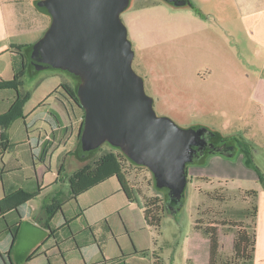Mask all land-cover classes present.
I'll list each match as a JSON object with an SVG mask.
<instances>
[{"label":"rangeland","instance_id":"rangeland-1","mask_svg":"<svg viewBox=\"0 0 264 264\" xmlns=\"http://www.w3.org/2000/svg\"><path fill=\"white\" fill-rule=\"evenodd\" d=\"M191 1L200 14L191 7H175L163 0H131L121 18L135 52L133 68L143 78L158 116L171 118L183 128L201 126L225 136L243 137L253 146L254 161L264 172V108L260 93L252 92L264 69V48L252 40L251 32L243 31L241 47L231 53L225 49L220 52L216 66L222 98L214 99L208 81H201L198 74H210L213 69L210 57L214 51L208 41L211 31L226 37L222 29L224 21L219 27L213 18L223 15L225 4L214 0ZM232 11L235 9L231 8ZM198 15L205 17V25L199 22ZM234 24L232 33L239 25L237 21ZM246 74L250 76L248 83L240 87V79L245 81ZM33 75H26L22 81L21 105L26 111L38 108L61 85L77 84V79L66 71L44 70ZM110 151L116 152L104 144L87 162L75 155L76 160L70 167L92 164ZM240 152L237 147L234 157L212 155L203 163L191 165L185 205L176 215H161L160 232L149 225L144 214L147 202L159 199L161 205L163 201L152 173L124 161V176L134 195L133 202L117 178L101 184L98 189L109 187V191L102 192L105 197L74 221V226L80 224L84 228L81 239L85 238L86 243L78 249L70 241L66 259L58 254L53 264H94L104 260L108 264H192L190 257L195 264H205L208 253L203 232L208 225L224 220L252 223L245 218L253 201L247 197L250 190L258 192L256 239L261 254L264 251V186ZM57 159L58 156L55 168ZM76 203L78 199L72 205L76 207ZM222 231L235 233L229 227H222ZM232 256L230 250L221 254L223 259Z\"/></svg>","mask_w":264,"mask_h":264},{"label":"crops","instance_id":"crops-1","mask_svg":"<svg viewBox=\"0 0 264 264\" xmlns=\"http://www.w3.org/2000/svg\"><path fill=\"white\" fill-rule=\"evenodd\" d=\"M38 1L0 0V84L14 79L12 51L24 52L42 38L50 25L49 17L38 11ZM214 1L225 4L223 15L213 18L219 27L224 21L221 28L226 31V37L211 31L208 41L214 51V56L210 57L213 69L210 74L199 73L198 78L208 81L217 100L222 98L216 66L219 64L216 62L220 61L217 57L221 58L220 52L225 49L231 53L241 47L243 31L251 32L252 40L264 48V0ZM231 8L235 12H230ZM198 16H201L199 22L205 25V17ZM234 21L239 25L232 33ZM249 78L246 74L245 81L240 79V87L246 85ZM252 92L260 93V104L264 108V69ZM54 93L38 108L26 111L18 105L19 99L22 101L23 98L22 86L19 91L0 87V117H3L0 118V264H53L58 254L66 259L70 241L81 249L80 244L86 243L85 238L81 239L84 228L80 224L74 226V221L81 219L85 211L105 197L102 192L109 191V187L98 189L99 186L116 178H108L81 193L77 197V206L72 205L75 200L72 198L70 177L85 167H70L71 162L76 160L74 156L77 155L81 121L70 119L66 107ZM52 99L54 103H50ZM12 109H15L16 118L6 128L5 124L9 121L6 115ZM51 109L62 118L63 125L59 128L50 125L52 117L47 113ZM48 141L54 142V145L45 162H42L43 146ZM56 156L59 157L57 168L54 167ZM37 190L38 196L26 201L23 192ZM89 193L92 195L89 196ZM255 247L254 264H264V251L259 254L257 239Z\"/></svg>","mask_w":264,"mask_h":264},{"label":"water","instance_id":"water-1","mask_svg":"<svg viewBox=\"0 0 264 264\" xmlns=\"http://www.w3.org/2000/svg\"><path fill=\"white\" fill-rule=\"evenodd\" d=\"M163 1L193 7L191 0ZM130 3L39 0L36 7L50 25L29 53L30 69L32 74L66 71L80 80L78 104L85 117L79 157L95 156L104 144L121 150L152 173L155 188L167 196L165 209L176 215L185 205L189 167L205 162L203 145L213 132L201 126L183 128L156 113L143 78L133 68L135 52L121 18Z\"/></svg>","mask_w":264,"mask_h":264},{"label":"trees","instance_id":"trees-1","mask_svg":"<svg viewBox=\"0 0 264 264\" xmlns=\"http://www.w3.org/2000/svg\"><path fill=\"white\" fill-rule=\"evenodd\" d=\"M193 9L196 6L193 4ZM197 9V8H196ZM199 10V9H198ZM200 12V10H199ZM198 12V13H199ZM200 14V13H199ZM34 45L27 47L25 51L13 50L12 51V63L14 71V79L9 82H2L0 84L1 88H11L19 91L20 86H22V78L26 75L34 76L30 69L29 53ZM76 86L63 84L54 93L60 98L61 102L64 104L68 111V115L72 121H81L80 128H83L85 111L78 104L77 88L80 84V80H76ZM70 100L66 102V100ZM22 101L19 99L18 105L22 108ZM15 109H12L6 118L9 119L8 124H5L7 128L9 124L16 118ZM14 112V114H13ZM52 117L50 120V125L52 128H59L63 125L62 118L60 114L51 109L47 113ZM3 118V117H0ZM80 145V138H78ZM54 142L48 141L43 146V152L41 160L45 162L48 157ZM78 145V146H79ZM8 147V146H4ZM115 151H110L101 155L92 164H88L82 169L75 172L70 177V184L72 188V198L74 200L77 197L97 184H100L111 177H116L120 182L122 190L126 193L128 199L133 202L134 195L132 194L127 181L125 180L124 174V161H129L131 165L137 168H145L136 165L131 162L124 153L116 149ZM77 157L84 162H87L93 157L80 158L78 151ZM246 164L254 169L264 186V172L255 164L251 158V154H247ZM163 196V201L159 205V199H152L147 202L144 206V214L147 222L150 226L156 227L158 232L161 223V215L163 213L169 212L165 209L166 194L163 191H159ZM26 196V201L38 196L39 191L32 193L23 192ZM249 194V195H248ZM252 197V205L246 210V219L251 220L250 225L243 224L242 221L224 220L221 223H213L208 225L204 230V236L207 239L206 251L208 253V259L205 264H254L255 246H256V219L258 217V207L256 205L258 199V192L255 190H250L247 193V197ZM201 222V221H199ZM222 227L234 228L235 233L227 234L222 231ZM227 250H230L233 256L229 259H223L221 254ZM190 263L195 264V261L190 257ZM109 261H104L100 264H108Z\"/></svg>","mask_w":264,"mask_h":264},{"label":"flooded vegetation","instance_id":"flooded-vegetation-1","mask_svg":"<svg viewBox=\"0 0 264 264\" xmlns=\"http://www.w3.org/2000/svg\"><path fill=\"white\" fill-rule=\"evenodd\" d=\"M68 101L70 100L67 99L66 102ZM78 102H79V98H78ZM80 126L81 125H79V133L80 130L82 129L80 128ZM237 147L240 148L241 150L240 156H242L245 161L248 153L251 154V158L254 161V148L246 139L236 135L225 136L219 132H213V137H211L210 139H205L202 154L205 157V161L212 155L234 157L236 155Z\"/></svg>","mask_w":264,"mask_h":264}]
</instances>
